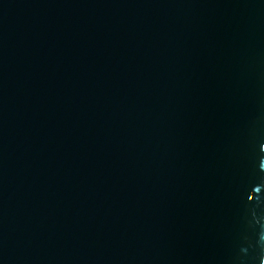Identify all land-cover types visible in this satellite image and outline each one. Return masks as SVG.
Here are the masks:
<instances>
[{"label": "water", "instance_id": "obj_1", "mask_svg": "<svg viewBox=\"0 0 264 264\" xmlns=\"http://www.w3.org/2000/svg\"><path fill=\"white\" fill-rule=\"evenodd\" d=\"M0 264H264V0H0Z\"/></svg>", "mask_w": 264, "mask_h": 264}]
</instances>
